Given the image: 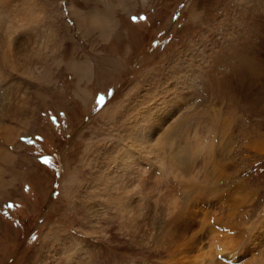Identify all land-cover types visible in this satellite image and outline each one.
Returning <instances> with one entry per match:
<instances>
[{
    "label": "bare ground",
    "instance_id": "6f19581e",
    "mask_svg": "<svg viewBox=\"0 0 264 264\" xmlns=\"http://www.w3.org/2000/svg\"><path fill=\"white\" fill-rule=\"evenodd\" d=\"M87 1L91 6L92 0ZM73 3L68 2L67 10L75 30L83 36L81 28L78 32L83 13ZM260 3L257 0L256 10L264 7ZM53 7L49 0H0V189L8 181L5 172L10 181L19 174L14 171L22 146L17 141L34 127L36 82L40 80L42 85L51 80L52 64L61 63L54 57L61 41L54 27ZM71 63L78 83L87 67L93 72L89 58ZM164 74V79L150 82L153 91L148 90V78L143 79L130 99L101 109L103 126L98 131L103 137L97 141V135L88 137L84 156L81 153L83 162L80 156V163L97 161L99 175L92 171L91 176L97 177L89 179L85 196L68 203L64 200L66 207L82 209L91 228L85 236L95 237L99 232L106 238L113 218L119 219V232L126 239L112 247L124 251L134 247L136 252L121 255L124 262L115 264H264L261 186L241 177L248 159L264 154L263 135L257 128L247 132L245 125H235L237 116H226L223 105L213 108L216 118L200 117L191 124V112L196 108L190 94L179 88L175 76L168 78V71ZM258 79L264 85V74ZM236 132L242 133V143L241 138L235 140ZM107 211L115 213L109 212V217ZM71 213L67 212L70 218ZM59 228L50 237V245L54 239L59 241ZM87 245L80 240L66 253L68 248L61 247L63 263L94 264Z\"/></svg>",
    "mask_w": 264,
    "mask_h": 264
},
{
    "label": "rangeland",
    "instance_id": "374dc122",
    "mask_svg": "<svg viewBox=\"0 0 264 264\" xmlns=\"http://www.w3.org/2000/svg\"><path fill=\"white\" fill-rule=\"evenodd\" d=\"M49 1L61 41L53 56L61 63L52 64L51 80L42 85L40 80L36 82L34 127L17 141L22 144L14 170L19 177L10 181L11 176L4 175L8 181L0 189V264H64L60 248L67 247L65 253L69 252L80 240L84 247L89 245L94 264L121 263L120 256H130L136 248L124 251L112 247L126 239L119 232V219L113 218L106 238L99 232L95 237L85 236L91 228L82 209L66 207L64 201L85 196V186L99 175L97 161L80 163V156L87 139L103 137L98 131L103 126L101 109L130 99L131 91L140 87L143 79L148 78L149 85L164 79L168 71V78L175 76L179 88L190 94L196 108L191 112V124L200 117L216 118L213 108L223 105L226 116H237L235 125H245L247 132L257 128L264 136V85L258 79L264 74V12L260 13L264 7L256 10L257 0H148L134 15L121 17L119 30L109 43L102 44L93 35L80 36L67 10L68 2L80 9L89 4L87 0ZM83 57L89 58L94 68L89 72L87 67L78 83L70 64ZM174 59L179 64L171 61ZM148 70L151 72L140 79ZM154 88L148 86L150 91ZM75 130L78 135L69 141ZM236 133L235 140L240 141L242 133ZM247 163L241 177L260 184L258 200L263 201L264 154ZM92 171L97 175L91 176ZM65 193L72 195L66 197ZM67 212H72L71 218ZM58 227L59 241L53 238L50 245Z\"/></svg>",
    "mask_w": 264,
    "mask_h": 264
},
{
    "label": "clouds",
    "instance_id": "9594fccd",
    "mask_svg": "<svg viewBox=\"0 0 264 264\" xmlns=\"http://www.w3.org/2000/svg\"><path fill=\"white\" fill-rule=\"evenodd\" d=\"M84 3V0H81ZM148 0H92L79 9L80 27L85 37L94 35L102 44H107L119 30L121 17L134 15Z\"/></svg>",
    "mask_w": 264,
    "mask_h": 264
}]
</instances>
